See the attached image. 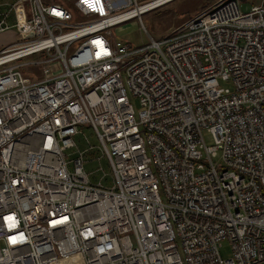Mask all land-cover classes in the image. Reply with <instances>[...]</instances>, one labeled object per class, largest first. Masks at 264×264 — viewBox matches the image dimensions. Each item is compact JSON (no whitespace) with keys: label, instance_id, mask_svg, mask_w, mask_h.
<instances>
[{"label":"built area","instance_id":"1","mask_svg":"<svg viewBox=\"0 0 264 264\" xmlns=\"http://www.w3.org/2000/svg\"><path fill=\"white\" fill-rule=\"evenodd\" d=\"M153 1L4 3L0 33L24 35L0 52V264H264V3L116 41ZM82 127L112 187L68 161Z\"/></svg>","mask_w":264,"mask_h":264},{"label":"rangeland","instance_id":"2","mask_svg":"<svg viewBox=\"0 0 264 264\" xmlns=\"http://www.w3.org/2000/svg\"><path fill=\"white\" fill-rule=\"evenodd\" d=\"M153 0H139L145 4ZM220 0H173L157 9L146 13L136 20L116 27L112 30L114 39L119 42L127 43L132 48H141L150 43V37L155 41H161L172 35L178 28L182 27L195 16L207 11ZM245 11H249L253 5H260L264 0H240ZM40 59L35 56L26 59L27 62H34ZM25 61V60H23ZM35 71V77L39 78L40 66L26 68L24 71L31 74ZM223 87L230 88V85L223 84ZM132 104L138 115L141 111L140 100L132 98ZM81 134L76 137L77 148L68 151V161L75 160L80 152H84V171L90 181L94 184L103 180L104 185L112 187V167L103 155L101 144L96 137L93 129L82 127ZM206 143L211 146L214 144L210 134H205ZM217 161V160H216ZM221 256L224 259L232 257L231 245L224 241L220 248Z\"/></svg>","mask_w":264,"mask_h":264},{"label":"crops","instance_id":"3","mask_svg":"<svg viewBox=\"0 0 264 264\" xmlns=\"http://www.w3.org/2000/svg\"><path fill=\"white\" fill-rule=\"evenodd\" d=\"M14 1L15 0H0V13L5 12L7 9V7L4 6V3H12ZM16 14L18 16V19L15 17V14L11 15L9 20L10 25L16 23L17 20L23 22L24 20L28 19L29 10L26 1H22L19 3V5L16 8ZM23 35H24L23 32L20 29H16V28L8 32L0 33V52L3 49L8 48L14 43L20 41Z\"/></svg>","mask_w":264,"mask_h":264},{"label":"bare ground","instance_id":"4","mask_svg":"<svg viewBox=\"0 0 264 264\" xmlns=\"http://www.w3.org/2000/svg\"><path fill=\"white\" fill-rule=\"evenodd\" d=\"M170 1H173V0H154L153 4H155V5H153V7H154V9H156L157 7L162 6L163 4L165 5V3H168ZM141 12H144V10ZM141 12L139 10H136L135 16H137V14H141ZM132 13H134V12H132Z\"/></svg>","mask_w":264,"mask_h":264},{"label":"trees","instance_id":"5","mask_svg":"<svg viewBox=\"0 0 264 264\" xmlns=\"http://www.w3.org/2000/svg\"><path fill=\"white\" fill-rule=\"evenodd\" d=\"M47 2H49L50 0H46ZM71 7V6H70ZM72 8V7H71Z\"/></svg>","mask_w":264,"mask_h":264},{"label":"water","instance_id":"6","mask_svg":"<svg viewBox=\"0 0 264 264\" xmlns=\"http://www.w3.org/2000/svg\"><path fill=\"white\" fill-rule=\"evenodd\" d=\"M32 35V34H31Z\"/></svg>","mask_w":264,"mask_h":264}]
</instances>
